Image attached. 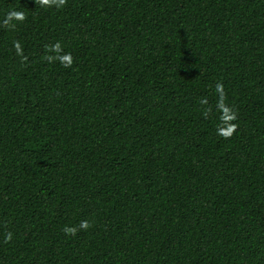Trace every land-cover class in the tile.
Here are the masks:
<instances>
[{"label": "trees", "instance_id": "trees-1", "mask_svg": "<svg viewBox=\"0 0 264 264\" xmlns=\"http://www.w3.org/2000/svg\"><path fill=\"white\" fill-rule=\"evenodd\" d=\"M0 264H264V0H0Z\"/></svg>", "mask_w": 264, "mask_h": 264}, {"label": "clouds", "instance_id": "clouds-1", "mask_svg": "<svg viewBox=\"0 0 264 264\" xmlns=\"http://www.w3.org/2000/svg\"><path fill=\"white\" fill-rule=\"evenodd\" d=\"M61 2H63V0H61Z\"/></svg>", "mask_w": 264, "mask_h": 264}]
</instances>
